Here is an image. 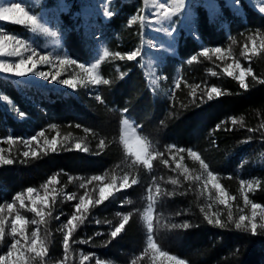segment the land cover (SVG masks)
<instances>
[{"label": "trees", "instance_id": "obj_1", "mask_svg": "<svg viewBox=\"0 0 264 264\" xmlns=\"http://www.w3.org/2000/svg\"><path fill=\"white\" fill-rule=\"evenodd\" d=\"M216 1L220 9L215 17L201 0L190 3L198 38L181 30L178 55L168 56L162 70L166 76L164 88L179 78V87L172 98L151 88L139 57L132 61L118 57L104 60L100 73L110 83L100 84L96 96H89L83 88L76 96L51 95L53 102L45 105L50 116L62 124L65 133L82 139L87 151L71 148L42 152L36 156L15 157L13 164L0 166V204L11 200L19 191L40 186L58 171L100 175L119 174L126 168L130 180L135 179L137 183L122 192L116 202L124 195L139 201L143 188L153 179L160 185L153 233L163 250L189 264H264V229L257 228L253 235L235 228L242 213L239 208L244 205L240 183L243 177L255 179L248 192L249 200L264 206V84L258 83L259 79H264V50L252 54L247 63L257 78L247 76V89L241 88L238 80L226 75L219 66L210 65L214 69L208 72L199 61L203 46L226 48L245 32L260 31L264 35V14L247 0H239V9L232 8L226 0ZM76 6L72 9L79 11L80 7ZM144 8V0H116L113 15L101 21L107 45L113 53L126 56L141 48L146 36L145 25L140 20ZM61 18L66 27L64 48L68 54L79 62H92L96 54L90 47L86 29L75 25L70 14L65 13ZM78 22L82 21L78 19ZM5 27L10 33L30 34L22 25L5 23ZM193 56L196 59L189 63ZM213 72L216 75H212ZM197 83L214 86L221 95L199 99L187 90L188 84ZM1 94L28 114H35L36 106L27 94L37 98L36 86L20 87L12 78L0 75ZM97 96L101 99L97 100ZM124 109L140 126V135L147 141L150 152L162 153L151 167L136 162L120 143ZM0 117V135L7 137L10 129L18 137L23 135L22 123L3 111L1 100ZM233 119L236 124L232 123ZM100 140L105 141L103 148L99 147ZM171 145L196 150L209 169L217 173L227 192L235 197L238 209L232 211V221L227 216L219 217L225 227L209 224L200 192L183 174L172 175L173 169L164 162ZM173 180L176 183H172ZM143 198L142 209L146 206L145 195ZM184 224L188 227H173ZM140 229V214L133 213L122 236L111 243L110 252H101L106 257L121 260L117 249L120 247L125 252L138 241ZM59 243L58 239L53 243L52 251L60 252Z\"/></svg>", "mask_w": 264, "mask_h": 264}, {"label": "rangeland", "instance_id": "obj_2", "mask_svg": "<svg viewBox=\"0 0 264 264\" xmlns=\"http://www.w3.org/2000/svg\"><path fill=\"white\" fill-rule=\"evenodd\" d=\"M201 1L203 5L207 7L211 16L215 17L218 10L220 9L218 2L216 0ZM226 1L232 8L239 9L240 4L233 6L232 0ZM247 1L256 10L264 14V12L261 11V8H264V0ZM13 2L14 0H0V6H10ZM115 2L116 0H112L111 4L109 5V9L113 13ZM161 2H164V0H154L156 5ZM167 3L170 4L171 0H167ZM22 4L26 5L32 13L40 17L50 31H56L58 35L56 37H50L47 34L39 31L34 32L32 31V26L28 21L18 25L28 28L30 34L10 33L6 29L5 23H16L12 21H0V35H15L19 39L25 41L26 45H29L30 48H35L41 55L47 54L50 57V63L38 64L36 69L37 71L48 72V80L38 77L34 73H29L24 77H16L10 73H0L1 76L12 78L20 87L25 85H34L39 90L37 98L30 97L29 94H27V97L33 99L32 102L36 106L34 107L35 114L31 115L20 109L15 103L7 99L3 94L0 95L3 111L9 115H12L17 121L21 122L23 126L22 136L18 137V134H16L12 129L9 130L7 137L0 135V141L7 139L8 137H12L15 141L11 145L0 143V148L5 149L3 155L6 158L14 159L15 157H25L23 156L25 151L29 152L27 157L33 156V151H35L37 154L42 152H59L71 148L85 151L84 149H87V147L85 146L83 140L77 138L75 135L65 133V130L61 126L62 124L53 120L49 111L45 108L46 103L53 102L51 95H60L63 93L66 97L68 95L76 96L78 95L79 89L83 88L87 91L89 96H96V89L100 85H92L89 83L87 79L84 78V74L81 72V70L75 65L61 66L56 59L57 57L74 59L64 48L66 27L62 22L61 15L65 13L70 14L75 25L78 27L82 26L86 29L87 36L90 41V47L96 54V58L92 62H84L86 67H91L92 63L97 62V59L103 55L104 49H107L113 55L103 58V60L100 61V64L108 58L116 57L114 55L115 53H113L107 45V39L101 24V21H107L110 19V17H105L103 15L104 9L99 6L101 4V0H22ZM74 5H78L76 7H80V10H73L72 6L74 7ZM156 12L157 8L153 6V0H149V3L147 5L145 4L142 16L149 18L151 21H153V23H144L146 36L145 41L140 48L141 55L138 57L142 61L141 63L145 69L151 88L156 93H163L165 96L172 98L177 89L176 85L179 83V78H177L174 84H172L170 87L164 88L163 81H166V76L162 71L163 65L168 56L178 55L181 30H184L187 34L198 38V34L194 25L195 15L191 11L190 4L187 2V0L185 11L178 17H173V20L175 21L174 24H169L167 22H164L163 24H156ZM78 19H80L82 22L79 23ZM158 27H169L173 32L172 36H168L164 32H157L153 30L154 28ZM245 33L244 36H240V39L234 42L232 45L226 48H221V53H214L211 51L212 49L203 46L200 52L204 48H207L209 49V53L208 56H201L199 53V61L202 62L204 67L206 66L208 72L214 69L210 65H216L217 67L219 66L226 75L227 73L224 71V69L229 65H232L233 77L238 76L240 70L235 67L237 62L243 68H250L249 64L247 63H249L252 55L251 49L253 45L251 43V39L256 40L257 53H261L264 50L260 48L261 42L264 41V35L260 31H252L251 33L247 34ZM6 44L8 45V50H11L12 42H6ZM245 45H247L249 49L248 52H245ZM30 48L27 51L21 48V56H4L0 57V61L16 63L19 61V59L26 58L27 56L31 55ZM33 59L38 60L39 56L34 57ZM77 62L82 63L79 61ZM206 62L210 63L206 64ZM28 67H31V65L29 64ZM99 68L96 69V71L101 75ZM58 71L61 73V75L57 77V81L75 78L74 83L76 84V87L70 88L67 85L51 80V76ZM246 79L247 76L245 77V80ZM212 87L214 86H208V84H188L187 90H190L194 96L198 95V98L201 99L203 97L208 98V93ZM193 89H195V92H193ZM216 96L217 95L215 93H212V98ZM20 113H23L24 116L21 117ZM125 119L128 121L127 124L124 123ZM1 120L2 118L0 117V121ZM66 125L69 126L70 123H66ZM41 131L45 133L44 136H39ZM137 138L145 141L140 135L139 127L136 125L135 121L129 115H127L126 112H123L120 143L128 155L132 156L136 162L144 164L142 162L143 157L138 161L134 155V153L141 150V144L136 142ZM53 139H55L57 142L55 151L52 150L50 143H46V141L50 142ZM25 140H29L31 143L25 144ZM126 141L127 144L125 143ZM88 143L92 142L88 140ZM77 144L80 145L79 148H77ZM178 148L181 147L175 146L171 151L169 150V147L167 148V156H165L167 166L173 169L171 170L173 171L172 175L177 176L179 173H181L185 176V178L187 177L186 179H189L192 182V185H194V187L200 192L201 196H203L202 204L204 205L203 207L206 210V214L209 217H228L229 211H231V213L232 211L235 212V210L238 209V203L236 202V199H231L234 196L227 192L225 187L220 182L217 173H214L208 167V171H211L216 175V182H218L221 188L228 194L229 199L226 200V204L219 203L218 191L212 186L211 183L207 184L205 187L204 181L207 178V173L201 168L199 161L193 160L191 157H189L187 150L184 152L176 151ZM148 150L150 151V149ZM191 150L197 152L194 149ZM156 154L157 153H153V157L149 158L151 166L153 160L158 157ZM196 165H198V167ZM185 168L188 169L187 173L184 172ZM93 176H102L103 180L92 181L91 184H88L87 181L91 180ZM125 176L128 178L127 184H124ZM197 176L200 177V180L195 179ZM53 177H55V180L53 183L49 184L48 182L52 180ZM113 178H115V184L113 187L108 188L107 185L113 183ZM131 181L132 180H130V176L127 174L126 168L121 169L119 174L104 173L100 175H73L69 173L67 174L65 171H58L46 179V181H44L40 186L31 187L35 190L33 193V198L37 196L43 198L46 194L48 196L47 203L49 207L44 209V222L35 225L31 223L27 224L25 226L24 238H22L20 235H17L15 238H13L11 235V223L17 213L24 216L29 221L32 219L40 221L41 219L40 217H37L35 213L30 211L32 204L27 198V189L19 191L11 200H6L0 204V208H4V211L0 213V216H3L6 220L4 242L0 243V254L6 255L8 247L14 242V239L21 241V244L18 245V248H20L21 251H24V248L21 246L25 245V239L30 240L31 232L37 230L38 228L39 235L41 238L45 239L47 245V255L43 257V264H61L62 261L64 264H96L97 261H99L100 264H133V261H135V264H171L170 261L147 247L149 233L147 228V220L145 217L146 215H150V219L153 224L154 210L157 202L156 200L161 190L160 185L156 182V180L153 179L151 182H149V184H147L145 188H143V192L140 195L139 201H136L137 199L133 200L127 195H124L120 202H116V199L120 198L119 195L130 188L132 185ZM254 181L255 179L249 177H243L240 180L244 205L242 208H239V210L242 212L241 214L249 217H251L252 211L251 204L254 202H251L248 198V192L250 190L248 185L251 184L253 187L255 183ZM82 183H84L86 187H81ZM122 184H124L123 187H121ZM45 185H47V192L45 190ZM100 187L106 188L105 195L108 196V198L103 203L96 204L95 202L99 200ZM109 192L111 195H108ZM21 193L25 194V207L23 208H21L19 202L15 200V197ZM69 195H74L75 198L69 200ZM144 195L146 197V206L142 209V204L145 203L143 198ZM245 196L249 201L247 204L245 203ZM81 197H84L85 200L90 197L92 200V203L88 205L87 213H84L83 210H81V213H76L75 211V205L79 204ZM9 203L13 204V211L11 213L8 212L6 207V205ZM149 205H151V208ZM260 206L261 208H264V206ZM36 207L43 208V203L41 200H37ZM110 209H112L113 212H111ZM49 211H51V216L46 214ZM256 211L258 213L256 221L258 222L260 220L259 214L261 209H257ZM129 213H131V215L133 213L140 214L141 229L139 231L138 241L135 240V243L131 244V246L127 248L125 252H123L121 250L122 248L120 247L117 249V251L120 253L121 260L114 259V257L110 256L106 257L105 254L101 252V250L110 252L109 250H111V243L119 240V238L124 233L125 227L129 221L127 224H125L124 229L120 234H118L116 238L113 239L110 233L116 226L119 225L120 222H122L123 215ZM72 215H80L83 219V223H80L79 221L73 222L77 225V227L70 238V249L69 253L67 254V259H65L63 237L67 232V228H63L62 225L66 224L67 220L70 219ZM56 217H59V219H56ZM19 227L20 225H18V228ZM151 236L160 251L167 252L169 255H174L163 250L159 246L154 237L153 229ZM57 239L60 241L59 248L61 250L59 253L52 251L53 243ZM79 241H83V243H80ZM25 255L32 257L34 254L27 253L25 251ZM84 256H88L89 259L83 260ZM176 257L184 260L181 257ZM184 261L185 264H189L186 260ZM31 264H41V260L39 258L32 259Z\"/></svg>", "mask_w": 264, "mask_h": 264}, {"label": "snow or ice", "instance_id": "obj_3", "mask_svg": "<svg viewBox=\"0 0 264 264\" xmlns=\"http://www.w3.org/2000/svg\"><path fill=\"white\" fill-rule=\"evenodd\" d=\"M112 0H101V4L99 5L103 11V15L105 17H111L113 15V12L109 9V5L111 4ZM187 2L190 4L191 0H187ZM144 3L147 5L149 3V0H144ZM233 6H237L239 4V0H232ZM153 6L157 8V12L155 13L157 19L155 20L156 24H163L164 22H167L169 24H174L175 21L173 20V17H178L181 13L185 11L186 8V0H171V3H167V0H164V2L159 3L156 5L153 0ZM261 11L264 12V8H261ZM142 25L144 23L152 24L153 21H151L149 18L141 16L140 17ZM0 21H12L16 24H23L25 21H28L31 26H32V31L36 32H42L47 34L50 37H56L58 33L56 31H50L49 28L45 25L43 20L35 15L34 13L31 12L30 9L27 8L26 5L22 4V0H14V2L10 6H0ZM153 30L157 32H164L168 36H172L173 32L169 27H158L154 28ZM6 42H12L11 50H8V45ZM251 43L253 45L251 52L252 54H258L257 49H256V40L251 39ZM21 48H23L25 51L29 50L30 46L26 45V42L19 39L15 35H0V57L8 56V57H14V56H21ZM260 48L264 49V41L261 42ZM31 50V55L27 56L26 58H21L19 59L18 62L16 63H10V62H4L0 61V73H10L15 75L16 77H24L29 73H34L38 77H42L45 80L49 79V73L45 71H37V65L38 64H48L50 63V57L45 54L41 55L35 48H30ZM214 53H221V48L216 47L212 49ZM249 49L247 45H245V52H248ZM209 49L204 48L201 52V56H208ZM110 55H113L110 53L107 49H104L103 55L100 56L97 59V62L92 63L91 67H86L84 63H78L75 59H68V58H60L57 57L56 59L58 60L59 64L61 66L64 65H75L78 67L81 72L84 74V78L87 79L89 83L92 85H99V84H104L107 85L109 84V80L103 78L97 71L96 69L99 68L100 61L103 60V58L108 57ZM116 57H118L120 60H124L125 58L128 61L135 60L138 56L141 55V51L139 48H137L135 51H132L128 53L126 56L121 54V53H115L114 54ZM39 56L38 60H34V57ZM196 57L193 56L191 60L188 62L191 63L192 60H195ZM31 65V67H28V65ZM235 67L239 69V75L235 76L234 78L238 80L239 85L241 88L247 89L249 87L248 83H246L245 77L246 76H252L253 80H256L257 78L253 76L252 69L251 68H243L241 65L237 62L235 64ZM224 71L227 73L229 76H233V71H232V65H229L224 69ZM61 73L58 71L54 75L51 76V80L57 81V77L60 76ZM212 75H216L215 72L212 73ZM74 79H64L57 81L58 83L64 84L69 86L70 88H75L76 84L74 83ZM154 83V81H153ZM258 83L264 84V79H259ZM176 87H179V84L176 85ZM193 92H195V89H193ZM212 93H215L217 96L221 95V92L219 89L212 87L210 92L208 93V98H212ZM97 100H100L101 98L99 96L96 97ZM103 102V101H101ZM125 112H127V109H124ZM20 116L23 117L24 114L20 113ZM124 123L127 124L128 121L127 119L124 120ZM233 124H236L237 121L235 119L232 120ZM79 127V125H77ZM85 131H88L85 129ZM249 131H252V129H249ZM45 133L41 131L39 133V136H44ZM15 141L13 140L12 137H8L7 139H4L0 141V143H6L11 145ZM137 143L141 144V150L139 152L134 153L136 156V159L139 161L143 157V163L147 165L148 167H151V164L149 162V158L153 157V154L148 150L149 146L147 144V141H142L140 138H137L136 140ZM31 141L25 140V144H30ZM46 143H50L52 150H56V140L53 139L50 142L46 141ZM127 144V141L125 142ZM77 148L80 147L79 144L76 145ZM105 146V141L100 140L99 142V147L103 148ZM175 146H169V150L171 151L172 148ZM87 151V149H84ZM5 149L0 148V165H11L14 163V160L12 158H6L3 155V152ZM178 152H184L186 151L183 148H178L176 149ZM188 156L191 157L193 160L199 161L201 168L204 170V172L207 173V178L204 181L205 187L207 184L211 183L212 186L217 189L218 194H219V203L220 204H226V200L229 199L228 194L221 188L220 184L217 181V177L215 174H213L211 171H208V165L201 159L200 155L191 150H187ZM29 155V152L25 151L23 153V156L27 157ZM33 156H36L37 153L35 151L32 152ZM156 155H162V153H157ZM167 163V161H164ZM179 167V165H178ZM184 172L187 173L188 169L185 168ZM187 178V177H186ZM196 180H200V177L197 176L195 177ZM55 180V177L52 178L48 183L51 184ZM103 177L102 176H93L91 180L87 181L88 184H91L92 181H102ZM128 178L127 176L124 177V184H127ZM132 184H136L137 181L133 179L131 181ZM172 183H176L175 180L172 181ZM243 183V182H242ZM115 184V178H113V183L107 185L108 188L113 187ZM124 184L121 185V187L124 186ZM81 187H86L84 183L81 184ZM249 189H251L252 185H248ZM45 190L47 192V185H45ZM34 189L29 187L27 188V198L31 201L32 207L30 208V211L35 213L37 217H40V221H37L36 219H32L31 221L27 220L24 216L20 215L17 213L15 215L14 220L11 223V235L13 238H15L17 235H20L22 238H24L25 234V226L29 223L31 224H38V223H43L44 222V216L45 212L44 209L48 208L49 205L47 203L48 196L47 194L41 198L39 196L33 198V193ZM106 188L105 187H100L99 189V200H97L95 203L96 204H101L103 203L108 196L105 195ZM87 195V193H86ZM108 195H111L109 192ZM74 195H69L68 199H74ZM41 200L43 203V208H37L36 203L37 200ZM231 199H235L232 197ZM15 200L19 202L20 207L23 208L25 207V194L21 193L15 197ZM92 203L91 198L89 197L87 200H85L84 197L80 198L79 204L75 205V211L76 213H81V210H83L84 213H87L88 211V205ZM245 203H249L247 197L245 196ZM7 210L9 213L13 211V204L9 203L6 205ZM151 208V205H149ZM251 217L246 216L241 214L238 217V220L235 222V228L236 229H242L244 231H250L253 235L257 233V228L264 229V208H261L259 204L252 203L251 204ZM257 209H261L260 212V221L259 223L256 221V217L258 215ZM4 211V208H0V213ZM203 211V209H202ZM48 216H51V211L46 213ZM131 213L123 215L122 222L119 223L118 226L114 228V230L111 231L110 235L114 239L118 236V234L121 233V231L124 229L125 224L129 221ZM146 220H147V228H148V245L147 247L149 249H152L154 252H157L160 256L164 257L168 261L171 262V264H185V261L182 259L177 258L174 255H169L167 252L160 251L156 245V243L153 241L151 232L153 229V224L150 219V215H146ZM56 219H59V217H56ZM205 219L209 224H214L217 227H225V223L217 217L215 220L210 218L209 216H205ZM233 216L231 211L228 213V220L232 221ZM74 221H79L80 223H83V219L81 218L80 215H72L70 219L67 220L66 224L62 225L63 228H67V232L65 233L63 237V248L65 252V259H67V254L69 253L70 249V238L75 231L77 225L74 224ZM247 221V223H246ZM5 224L6 220L3 216H0V243L4 242V235H5ZM18 225L20 227L18 228ZM173 227H184L187 228L188 225H173ZM80 243H83V241H79ZM21 244V241L18 239H14V242L10 244L8 247V251L5 254H0V264H31V260L35 258H39L41 260V264H43V257L47 255V245L45 242V239L41 238L39 235V229L34 230L30 234V240L25 239V245L21 246L24 248V251H21L20 248H18V245ZM25 251L27 253L34 254L32 257L26 256ZM88 256H84L83 260H88ZM61 264H64L62 261ZM96 264H100L99 261L96 262ZM133 264H135V261H133Z\"/></svg>", "mask_w": 264, "mask_h": 264}]
</instances>
